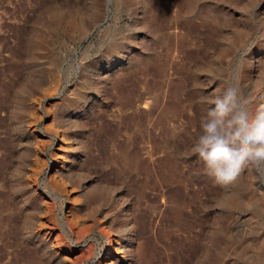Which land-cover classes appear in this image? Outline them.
I'll return each instance as SVG.
<instances>
[{
  "label": "rangeland",
  "instance_id": "374dc122",
  "mask_svg": "<svg viewBox=\"0 0 264 264\" xmlns=\"http://www.w3.org/2000/svg\"><path fill=\"white\" fill-rule=\"evenodd\" d=\"M228 78L264 104V0H0V264H264V163L188 154Z\"/></svg>",
  "mask_w": 264,
  "mask_h": 264
},
{
  "label": "clouds",
  "instance_id": "9594fccd",
  "mask_svg": "<svg viewBox=\"0 0 264 264\" xmlns=\"http://www.w3.org/2000/svg\"><path fill=\"white\" fill-rule=\"evenodd\" d=\"M202 98L206 106L189 149L203 171L229 184L249 164L264 163V104L255 105L256 89L244 93L238 79Z\"/></svg>",
  "mask_w": 264,
  "mask_h": 264
},
{
  "label": "bare ground",
  "instance_id": "6f19581e",
  "mask_svg": "<svg viewBox=\"0 0 264 264\" xmlns=\"http://www.w3.org/2000/svg\"><path fill=\"white\" fill-rule=\"evenodd\" d=\"M256 99V98H255ZM262 99V98H261ZM74 160V159H73ZM73 162V161H72ZM70 172H71V170H69ZM70 178V177H69ZM71 179H73V177L71 178ZM80 179V178H79ZM82 179V178H81ZM80 179V180H81ZM234 181V180H233ZM89 184V183H88ZM234 184L236 185V187L237 188H239V187H241L242 185H241V183L239 182V181H234ZM233 184V185H234ZM244 184V183H243ZM230 185V184H229ZM249 185H251V183L249 184ZM88 187V186H87ZM92 189H93V187H91ZM86 189V188H85ZM232 190V189H231ZM94 192H93V194L95 193V195H96V198L95 199H97V201L99 200V202H101V201H103L105 198L104 197H102L96 190H93ZM90 194V193H89ZM237 194V193H236ZM247 195V194H246ZM94 196V195H93ZM234 196V195H233ZM85 197V196H84ZM90 197V196H89ZM236 197V196H235ZM86 198H87V194H86ZM230 198H234V197H230ZM250 198H251V196H250ZM91 199V198H90ZM115 199V198H114ZM94 200V199H93ZM92 200V201H93ZM235 201L236 200H232L231 199V206H235V205H237L236 203H235ZM238 201H239V199H238ZM250 201V200H249ZM260 201H261V203H260ZM260 201H258L260 204H262V206L261 207H264V199L263 198H261V200ZM229 202V201H228ZM248 202V201H247ZM246 203V202H245ZM244 203V204H245ZM250 203V202H249ZM94 204V203H93ZM247 205V204H246ZM260 206H259V208H260ZM100 208H102L101 206H98L97 208H96V211H95V213H101V209ZM124 209V208H123ZM260 209H262V208H260ZM104 210V209H103ZM29 212V211H28ZM263 212V211H262ZM105 213V212H104ZM123 214H124V216H123V218L125 219V221H126V224L124 225V227L123 228H119L118 226H117V224H116V221L115 220H113L109 215H104V218L106 219V223L108 224V226L112 229V230H115L117 233L119 232V231H121V233H124V241H125V248H124V250L126 249V254H128L129 253V255L130 256H132L133 254H134V249H135V245H136V237H135V235H137V234H134V227H133V225H132V222H131V220H130V218H129V216H128V213H127V209L126 210H123ZM91 217V216H90ZM32 220V219H31ZM134 220V219H133ZM136 225V224H135ZM117 226V227H116ZM135 232H136V229H135ZM120 233V232H119ZM264 245V243H261V247ZM44 247V246H43ZM124 247V246H123ZM260 247V248H261ZM260 248H259V250H260ZM129 255H127V256H129ZM129 256V257H130ZM127 259V258H126ZM130 260H132V259H130ZM125 264V263H124Z\"/></svg>",
  "mask_w": 264,
  "mask_h": 264
}]
</instances>
